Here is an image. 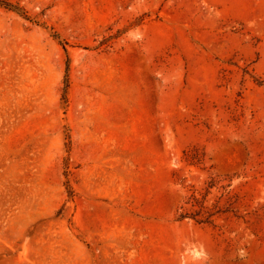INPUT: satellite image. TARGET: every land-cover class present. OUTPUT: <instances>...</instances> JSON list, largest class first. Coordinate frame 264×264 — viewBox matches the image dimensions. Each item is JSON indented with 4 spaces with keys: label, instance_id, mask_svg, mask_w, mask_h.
<instances>
[{
    "label": "rangeland",
    "instance_id": "1",
    "mask_svg": "<svg viewBox=\"0 0 264 264\" xmlns=\"http://www.w3.org/2000/svg\"><path fill=\"white\" fill-rule=\"evenodd\" d=\"M0 264H264V0H0Z\"/></svg>",
    "mask_w": 264,
    "mask_h": 264
}]
</instances>
